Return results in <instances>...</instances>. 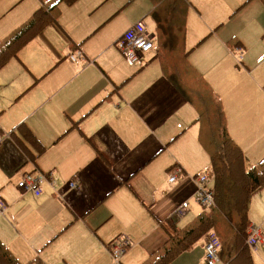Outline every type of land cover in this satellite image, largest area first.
Wrapping results in <instances>:
<instances>
[{
    "label": "crops",
    "instance_id": "0c3cea01",
    "mask_svg": "<svg viewBox=\"0 0 264 264\" xmlns=\"http://www.w3.org/2000/svg\"><path fill=\"white\" fill-rule=\"evenodd\" d=\"M42 1L1 4L0 39ZM200 1L188 0L182 30H176L182 42L167 49L156 35L138 68L116 42L138 20L148 32L154 25L152 37L158 33L150 0L62 3L56 22L0 68L12 91L0 104L8 111L0 121V242L20 263L114 264L109 246L123 236L132 245L119 264H141L167 242L169 223L179 230L193 219L201 173L193 172L207 163L208 170L210 152L199 139L197 112L164 72L181 58L219 96L244 166L264 159V0ZM74 20L81 21L78 30H72ZM237 49L240 63L233 58ZM78 51L82 56L71 59ZM177 166L182 172L171 183ZM30 170L50 174L54 185L43 181L37 197L21 191L12 178ZM185 201L189 210L176 217ZM248 221L264 229L263 189L250 199ZM204 240L169 264H206ZM250 253L252 264H264V244Z\"/></svg>",
    "mask_w": 264,
    "mask_h": 264
},
{
    "label": "trees",
    "instance_id": "16d2710c",
    "mask_svg": "<svg viewBox=\"0 0 264 264\" xmlns=\"http://www.w3.org/2000/svg\"><path fill=\"white\" fill-rule=\"evenodd\" d=\"M76 0H45L25 21L0 39V68L6 62L17 57L18 52L46 26L56 22L59 6L62 3L71 5ZM155 23L154 38L165 40L167 49H174L182 36L176 30H182V17L189 7L188 0H150ZM164 72L178 94L197 112L195 123L202 126V140L210 152L208 171L211 175L213 202L186 223L181 229L169 223V238L157 251L152 253L141 264H169L177 255L190 249L204 237L212 233L218 242V258L223 264H252L248 244L249 228L248 207L252 195L264 190V159L249 169L244 166V157L240 147L230 137L224 110L219 96L212 90L203 76L186 60L181 58L177 66H164ZM220 118V119H219ZM218 119L221 130H218L222 145L216 154L212 152L207 141V130L211 122ZM22 125V124H21ZM21 125L18 128L21 129ZM37 146V143H33ZM209 154V153H208ZM200 206V205H199ZM177 220V218H176ZM0 264H22L8 248L0 242Z\"/></svg>",
    "mask_w": 264,
    "mask_h": 264
},
{
    "label": "built area",
    "instance_id": "2783aa9c",
    "mask_svg": "<svg viewBox=\"0 0 264 264\" xmlns=\"http://www.w3.org/2000/svg\"><path fill=\"white\" fill-rule=\"evenodd\" d=\"M154 47V37L147 31L146 23L143 20H138L133 23L130 28L123 34V36L116 42V48L120 51L124 59L129 65L138 63L140 58L147 52H150ZM239 55L237 60L242 59V54L237 49ZM82 56L81 52H76L71 59ZM181 169L177 166L173 169V173H170L168 181L174 182L177 174L181 173ZM43 181H48L50 186L54 185V180L51 176L44 177L42 175L32 176L29 174L23 175L22 179L18 182L17 187L27 193H32L35 196L40 195L42 192L40 184ZM197 188L194 194V201L200 205L202 209L208 208L213 202V190L207 188L209 183V173L204 171L198 174L195 178ZM69 187L76 188V183L71 182ZM3 206L0 204V212ZM188 203L182 202L178 206L175 216L180 217L184 211H187ZM248 244L252 252H256L257 248L264 244V229L260 227L252 226L249 228ZM132 245L128 238L119 236L110 243L109 252L114 264H119L120 259L126 252L127 248ZM204 258L206 264H218V242L216 237L212 233H208L205 236L204 244Z\"/></svg>",
    "mask_w": 264,
    "mask_h": 264
},
{
    "label": "rangeland",
    "instance_id": "374dc122",
    "mask_svg": "<svg viewBox=\"0 0 264 264\" xmlns=\"http://www.w3.org/2000/svg\"><path fill=\"white\" fill-rule=\"evenodd\" d=\"M8 0H0V5L1 4H4V3H6ZM192 3L194 2V1H197L198 3H200V4H202L201 3V1L200 0H190ZM192 10H195V8L193 7V6H191L190 7ZM80 23H81V21H79V20H74L72 23H71V27H72V30H78V27H79V25H80ZM135 23V22H134ZM202 23H205V21L204 20H202ZM119 24H120V26H122V27H125V25H126V22L123 20V19H121L120 21H119ZM130 26H131V24L128 26V28L126 29V30H128L129 28H130ZM190 26L191 27H193V25L192 24H190ZM154 30V25H151L150 27H149V32L150 31H153ZM93 44H96V42L95 41H93L92 42ZM91 43V44H92ZM236 54H237V56L239 55V53H237L236 51L235 52H233V58H234V60L236 61L237 60V56H236ZM145 56H147V53H145L144 54ZM144 56V57H145ZM238 61V60H237ZM236 61V62H237ZM258 62L260 63V55H259V57H258ZM17 65L18 66H21L20 65V63L19 62H17ZM133 67H136V68H138L139 67V65L137 64V63H135L134 64V66ZM17 69H18V67H17ZM3 69H1L0 70V90H1V92H2V95L0 96V104H4L5 102H6V100H5V94H11L12 93V91H11V88L8 86V84H7V81H6V79L2 76V74H3ZM14 69H13V71H11L10 72V74H13L14 73ZM257 76H260V68H259V72H258V75ZM260 81V80H259ZM257 88V82H256V84L254 85V86H252L251 87V90L252 91H254V90H257L256 89ZM7 103V102H6ZM6 105V104H5ZM3 110L2 109H0V121H2V120H4L8 115V111L6 110V111H4V112H2ZM220 119V118H219ZM211 125H212V128L211 129H209L208 128V126H207V128H204V133H205V130H207V141L209 142V141H212L213 143L210 145V147L212 148V152H214L215 154H216V152L217 151H220L221 149H218L217 148V146L218 145H222L223 144V140L220 138V135H219V132H218V130H221V126H220V124H219V122H218V119L217 120H215V121H213V122H211L210 123ZM239 131H237L236 133H238ZM186 134H190L189 132H187ZM183 138V136H181L180 137V140ZM201 148V147H200ZM257 161V160H256ZM208 164V163H207ZM207 164H204L200 169H198V170H196L195 172H193V174L194 173H198V172H202V171H204L205 169H207ZM251 165V164H250ZM171 173V172H170ZM169 173V174H170ZM26 174H29V175H32V176H37V175H42V176H44V177H49L50 176V174H44V173H36L35 171H33V170H30V171H27V172H25V173H23V171L22 172H20V173H18V176H17V174H16V177L13 179L12 178V181H13V183H15V186H17V184H18V182L22 179V176L23 175H26ZM193 174H192V176H193ZM48 175V176H47ZM210 177V182H209V184H212V180H211V175L209 176ZM19 180V181H18ZM41 184H42V182H41ZM41 184H40V187H41ZM50 184V183H49ZM207 187H209L208 186V184H207ZM42 193V192H41ZM40 193V194H41ZM32 194V193H31ZM32 195H34V194H32ZM35 196V195H34ZM39 196V195H38ZM37 197V196H36ZM0 204L2 205V202H0ZM191 205V208H190V210L191 211H193V212H195L196 210H198L194 215H196L201 209L200 208H198V207H195L194 205H192V203L190 204ZM3 206V205H2ZM188 210H189V208H188ZM187 211L185 210L184 211V213L181 215V216H183L185 213H186ZM187 221V220H186ZM208 233H206L205 234V236L207 235ZM80 259V258H79ZM220 263H222L220 260H219V263L218 264H220Z\"/></svg>",
    "mask_w": 264,
    "mask_h": 264
}]
</instances>
